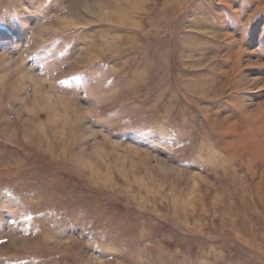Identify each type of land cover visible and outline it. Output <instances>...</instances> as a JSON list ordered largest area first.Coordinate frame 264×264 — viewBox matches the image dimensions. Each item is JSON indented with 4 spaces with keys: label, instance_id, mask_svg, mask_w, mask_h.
<instances>
[{
    "label": "rangeland",
    "instance_id": "1",
    "mask_svg": "<svg viewBox=\"0 0 264 264\" xmlns=\"http://www.w3.org/2000/svg\"><path fill=\"white\" fill-rule=\"evenodd\" d=\"M0 264H264V0H0Z\"/></svg>",
    "mask_w": 264,
    "mask_h": 264
}]
</instances>
